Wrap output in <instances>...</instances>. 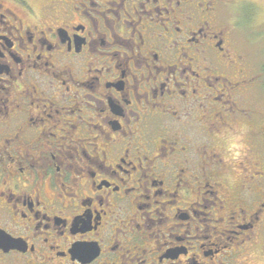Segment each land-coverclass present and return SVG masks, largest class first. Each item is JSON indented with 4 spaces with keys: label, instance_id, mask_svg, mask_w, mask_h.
Masks as SVG:
<instances>
[{
    "label": "flooded vegetation",
    "instance_id": "1",
    "mask_svg": "<svg viewBox=\"0 0 264 264\" xmlns=\"http://www.w3.org/2000/svg\"><path fill=\"white\" fill-rule=\"evenodd\" d=\"M0 264H264V0H0Z\"/></svg>",
    "mask_w": 264,
    "mask_h": 264
},
{
    "label": "clouds",
    "instance_id": "2",
    "mask_svg": "<svg viewBox=\"0 0 264 264\" xmlns=\"http://www.w3.org/2000/svg\"><path fill=\"white\" fill-rule=\"evenodd\" d=\"M245 128L241 126L235 132L225 130L224 133V150L226 158L232 160H238L243 157L245 144L243 143V137Z\"/></svg>",
    "mask_w": 264,
    "mask_h": 264
},
{
    "label": "rangeland",
    "instance_id": "3",
    "mask_svg": "<svg viewBox=\"0 0 264 264\" xmlns=\"http://www.w3.org/2000/svg\"><path fill=\"white\" fill-rule=\"evenodd\" d=\"M39 0H35V2L37 3Z\"/></svg>",
    "mask_w": 264,
    "mask_h": 264
}]
</instances>
